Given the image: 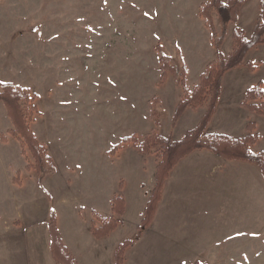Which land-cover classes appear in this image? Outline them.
Wrapping results in <instances>:
<instances>
[{"label":"rangeland","instance_id":"1","mask_svg":"<svg viewBox=\"0 0 264 264\" xmlns=\"http://www.w3.org/2000/svg\"><path fill=\"white\" fill-rule=\"evenodd\" d=\"M208 2L0 0V81L29 88L38 94L34 105L40 113L29 108V114L35 118L31 127L57 166L53 174L47 173L42 179L38 171L28 168L30 163H35L32 151L28 146L23 148L21 140L10 133L15 125L1 102L0 264H46L44 256L52 254L49 249L53 210L58 230L60 222L67 240L70 222L88 220L92 215V223L95 221L99 225L94 212L109 209L110 195L119 184L117 176L122 170L123 159L127 162L124 178L130 191L133 189L134 194L138 190L137 184L146 183L150 178L153 184L151 198L157 181L156 174H151L155 173V163L158 166L160 148L143 153L141 158L142 152L128 143L134 147H128L127 153L130 148L136 154L135 148L140 153L136 158L122 156L118 160L114 159L117 153L111 154L110 150L123 140L124 134H136L143 140L154 130L161 132V120L165 127H170L173 98L171 93L164 96L165 102L168 101L165 106L160 93L161 85L175 76L164 70L160 62L162 53L170 56L181 70L185 69L186 79L191 69L192 81L198 82L196 85L208 66L218 60L209 22L201 14ZM261 2L248 0L243 21L247 32L254 31ZM211 15L218 34H222L223 26L217 11H212ZM239 19L226 29L227 35L232 34V49L231 43L226 49L224 42L221 46L226 57L234 50L236 28L243 31L245 37H251L237 25ZM211 44L214 50H210ZM212 55L216 57L212 59ZM250 67L256 68V64ZM247 91L243 106L264 116L252 108L264 99L247 96ZM133 107H136L137 119L132 116ZM177 107L172 113L173 118ZM118 115H126L127 122L119 121L118 126ZM144 118L151 119L154 127L145 128V133L139 134L140 128L145 127ZM248 119L244 137H229L242 141L254 152H261L253 148L261 140L257 123L251 117ZM206 134L212 133L206 131ZM2 136L7 138L6 142L2 141ZM143 162L146 170L141 167ZM15 179L20 184H16ZM116 196L124 199L117 193L112 203ZM262 214L264 216V209L259 217ZM123 215L115 217L122 221ZM134 232V227L127 224L112 236L111 241L132 239ZM262 241L264 243V238Z\"/></svg>","mask_w":264,"mask_h":264},{"label":"crops","instance_id":"2","mask_svg":"<svg viewBox=\"0 0 264 264\" xmlns=\"http://www.w3.org/2000/svg\"><path fill=\"white\" fill-rule=\"evenodd\" d=\"M247 3L248 0L237 25L250 37L251 31L247 32L243 24ZM231 42L232 34L228 33L223 48L226 49ZM230 45L232 49V43ZM210 48L214 50L212 44ZM215 57L212 55V59ZM246 62L242 67L232 69L225 75L221 99L207 131L236 139L244 137L247 133L248 118L251 117L256 121L261 135V140L253 148L255 151H264V116L250 112L243 106L248 89L257 83L263 84L264 87V44L253 48ZM253 63L256 68L250 67ZM187 83L190 89L198 83L192 81L191 69ZM161 91L160 97L165 106L168 101L165 102L164 96L171 93L173 108H170V127H165L161 120L160 133L174 140H181L189 130L200 123L207 106L185 110L173 126V114L181 99V88L176 79L170 77L161 85ZM133 110V113L131 109L129 111L137 119L136 107H133ZM119 121L126 123V115H118V126ZM143 121L145 127L143 130L140 128L139 134L145 133V128L150 130L154 127L151 119L144 118ZM178 130L181 131L174 135ZM128 134H124L122 139ZM130 146L133 145H126L121 150L123 152L117 153L114 159L118 160L122 156L136 158L140 152L135 148L136 154L130 148V153H127L126 149ZM140 154L141 158L145 155ZM126 164L123 159L122 170L117 176L119 184L110 195L109 209L96 210L104 217L114 215L112 198L117 193L123 195V222L114 232L102 239L94 237L91 215L88 220L68 224L67 240L60 222L58 223L60 236L77 264H115L116 249L124 239L113 242L112 236L128 224L134 227V238L142 225L153 184L150 178L146 183H138V190L133 194V189L130 191L129 183L124 178ZM144 165V162L141 163L143 169ZM156 166L155 163V173L151 175L156 174ZM263 209L264 173L257 164L229 159L208 149L195 150L182 158L166 179L152 222L143 228L140 238L126 250L124 264H264V216L262 214L259 217ZM78 213L83 217L80 210ZM47 236L50 244L49 232ZM49 251L51 253L50 249ZM44 259L46 264H58L52 254L44 256Z\"/></svg>","mask_w":264,"mask_h":264},{"label":"trees","instance_id":"3","mask_svg":"<svg viewBox=\"0 0 264 264\" xmlns=\"http://www.w3.org/2000/svg\"><path fill=\"white\" fill-rule=\"evenodd\" d=\"M245 2L246 0H229L228 2H224L223 0H209L204 5L201 14L209 22L212 43L217 49L218 60L208 66L202 74L200 83L192 90L188 88L185 69L181 70L167 54L162 53L161 55L160 62L164 70L169 73L171 72L177 79L178 85L182 88V98L174 115L173 125L177 124L180 115L185 110L189 108L196 109L207 105L206 113L200 123L195 128L189 130L178 141L166 138L157 130H154L147 134L143 140H140L136 134L126 136L110 150L111 154H116L128 143L134 144L142 153H152L153 149L160 148L156 171L157 181L145 209L142 228L139 229L134 238L125 239L118 246L115 255V264H124L125 251L140 238L143 228L148 227L152 222L161 200L165 180L176 164L193 151L208 149L229 159L251 162L257 164L264 173V151L254 152L242 141L229 136L206 134L221 98L225 74L233 68L243 66L249 52L256 46L264 44V0H262L260 13L251 37H245L243 31L236 28L233 33L235 45L233 52L227 57L222 53L221 46L226 37V29L230 23L238 21L241 8ZM214 10L217 11L223 26V32L220 35L214 26L211 15ZM254 95L264 99V88L261 83H258L255 87L247 91V96ZM38 98V94L33 93L29 88L0 81V103H4L8 115L15 125V129L11 130L10 133L21 140L23 148L28 146L31 149L35 163L34 165L30 163L28 168L38 171L42 179L47 173L53 174L57 170V166L53 157L49 154L47 147L39 141L31 127V122L35 121V118L29 114V108H32L38 114L40 113L37 105H34ZM252 108L258 114L264 115V101L260 105L252 106ZM156 112L155 110L154 115H156ZM156 124H160L158 120ZM1 138L2 141H7L5 136ZM14 182L20 184L18 179H15ZM112 204L114 215L110 217H104L100 213L94 212V218L96 221L99 220L100 224L98 225L93 221L91 230L94 237L98 239L109 236L122 222L115 215L122 216L124 214V199L121 196H116ZM50 231L52 234L51 251L54 260L60 264H76L70 250L63 243L59 235L57 217L54 210L52 211L50 221Z\"/></svg>","mask_w":264,"mask_h":264}]
</instances>
